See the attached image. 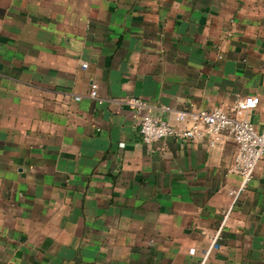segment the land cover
<instances>
[{
  "label": "crops",
  "instance_id": "1",
  "mask_svg": "<svg viewBox=\"0 0 264 264\" xmlns=\"http://www.w3.org/2000/svg\"><path fill=\"white\" fill-rule=\"evenodd\" d=\"M247 96L260 131L264 0H0V264H201L218 232L205 264H264V159L234 198L233 139L146 145L125 105Z\"/></svg>",
  "mask_w": 264,
  "mask_h": 264
},
{
  "label": "built area",
  "instance_id": "2",
  "mask_svg": "<svg viewBox=\"0 0 264 264\" xmlns=\"http://www.w3.org/2000/svg\"><path fill=\"white\" fill-rule=\"evenodd\" d=\"M87 67L82 65V69ZM98 86L92 83L89 97L96 99ZM81 98L75 97L76 101ZM258 97L247 96L237 98L229 111L223 108H214L211 111L188 109L174 110L164 107V112L169 114L170 120L160 119L151 115L139 117L141 111L147 108L140 99L132 98L125 102L139 119V133L141 141L151 145L172 137L182 141H196L200 137L207 139L211 146L218 144L223 138L235 141L237 150L229 172L241 178L238 191L232 193L235 198L253 178L258 163L264 159V125L260 131L250 122L248 115L259 106ZM227 216V215H226ZM219 232L211 239L209 249L204 253L201 264H205L207 257L214 250H218ZM194 251H190L193 254Z\"/></svg>",
  "mask_w": 264,
  "mask_h": 264
}]
</instances>
